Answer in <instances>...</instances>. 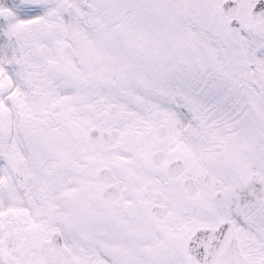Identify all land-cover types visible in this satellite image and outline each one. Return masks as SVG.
Instances as JSON below:
<instances>
[{
    "label": "snow or ice",
    "instance_id": "6c2138e0",
    "mask_svg": "<svg viewBox=\"0 0 264 264\" xmlns=\"http://www.w3.org/2000/svg\"><path fill=\"white\" fill-rule=\"evenodd\" d=\"M0 264H264V0H0Z\"/></svg>",
    "mask_w": 264,
    "mask_h": 264
}]
</instances>
